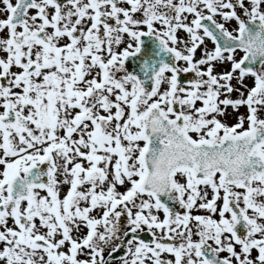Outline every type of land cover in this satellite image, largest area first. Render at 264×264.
Here are the masks:
<instances>
[{"label": "snow or ice", "instance_id": "1", "mask_svg": "<svg viewBox=\"0 0 264 264\" xmlns=\"http://www.w3.org/2000/svg\"><path fill=\"white\" fill-rule=\"evenodd\" d=\"M0 264H264V0H0Z\"/></svg>", "mask_w": 264, "mask_h": 264}]
</instances>
